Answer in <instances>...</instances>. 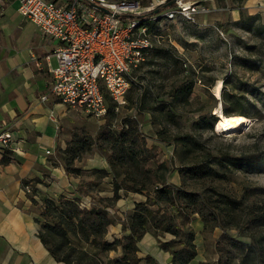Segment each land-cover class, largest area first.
I'll return each mask as SVG.
<instances>
[{"label":"rangeland","instance_id":"rangeland-1","mask_svg":"<svg viewBox=\"0 0 264 264\" xmlns=\"http://www.w3.org/2000/svg\"><path fill=\"white\" fill-rule=\"evenodd\" d=\"M151 1L157 0H139L144 6ZM181 1L197 3L198 11L189 19L183 16L168 19L164 13L169 7L161 14L151 16L148 26L151 29L152 49L131 75L133 82L130 84L129 96H135V88L142 85L145 100L151 106L150 112L137 113L128 101L126 106L117 111L110 125L111 129L116 130L121 118L134 117L155 159L170 164L168 181L174 185L182 182L176 168L177 155L173 143L157 138L156 133L160 129H165L166 133H192L203 141L208 151L218 156H250L264 151V0ZM169 2L168 6L175 5L174 0H165L163 4ZM158 7L161 6L152 9L157 11ZM187 80L193 81L188 100H172L173 88L183 85ZM217 83H220L218 95L214 88ZM224 91L230 94V99L232 96L239 98L238 102H226L225 105L222 97ZM225 106L231 112L241 109L247 114L248 123L241 130L223 132L218 126L216 128L214 122L218 120V112L223 113ZM165 110L173 111L174 122L163 118L162 111ZM71 122L68 128H63V132L70 137L69 141L77 132L92 139V143L73 162L75 167L80 168L78 173L71 172L77 176L76 191L79 196L73 197L69 191L63 190L56 193L53 199L64 195L69 199L77 198L81 207L104 205L112 221L105 239L112 241L123 234V230L116 229L128 221L134 203L144 200V195L122 187L118 190L119 197L112 199L113 182H119L121 175L114 178L109 170L108 146L93 140L104 123V117L96 118L74 109ZM148 164L155 165L151 160ZM225 165L222 169L226 171V176L211 181L217 191L240 198L245 206L253 201L260 203L264 200V196L257 192H251L244 198L242 194L244 187L264 188L263 163L246 166L226 162ZM97 168H105L108 174L98 179L99 175L94 172ZM189 185L203 187L196 181H190ZM32 195L33 192L27 194L31 201L35 198ZM188 224L194 231L196 248V255L188 264H215L214 241L220 229L203 228L197 214L191 216ZM228 233L249 241L247 237L240 236L235 228L229 229ZM67 235L75 246L94 251L89 245L80 243L71 231ZM168 238V233L152 229L145 233L137 242V254L141 257L139 264H146V255L153 257V264H171L170 254L159 246V242ZM117 254L116 249L98 253L97 256L106 262Z\"/></svg>","mask_w":264,"mask_h":264},{"label":"trees","instance_id":"trees-1","mask_svg":"<svg viewBox=\"0 0 264 264\" xmlns=\"http://www.w3.org/2000/svg\"><path fill=\"white\" fill-rule=\"evenodd\" d=\"M169 7L172 6H161L157 11L152 9L137 17L142 20V24L148 26L151 22L149 17L161 14ZM151 49L146 53L145 59ZM192 82L187 80L183 85L173 88L172 100L187 101ZM225 83L224 80V85ZM130 91L131 89L127 94L126 105L130 101L135 112H150L151 106L145 100L142 85L135 88V96H129ZM105 97L107 114L93 140L108 146L109 170L114 178L121 175L119 182H113L112 199L119 197L118 190L123 187L130 192L143 194L144 200L135 202L128 221L121 223L123 234L108 241L105 234L112 221L104 205L81 207L77 198L69 199L64 195L57 196L55 200L44 199V206L39 212V234L49 253L65 264H139L141 257L137 254V242L152 229L170 235L167 240L159 242V246L170 254L171 264H188L196 255L194 231L188 223L191 216L197 214L203 228L220 229L214 241L215 264H264V200L260 203L253 201L245 206L240 198L217 191L211 183L226 176V171L222 169L223 165L227 166L226 162L246 166L263 163L264 166V151L250 156H218L208 151L203 141L192 133H166L165 129H160L156 133L157 138L173 143L175 147L178 160L176 168L182 182L174 185L168 181L170 164L155 159L134 117L121 118L118 129L110 128L120 108L115 110L111 99L106 94ZM222 97L225 105L226 102L235 103L239 99L236 96L230 99L227 91L222 93ZM223 114L247 115L241 109L231 112L226 106ZM173 115L171 110L162 111L164 119L174 122ZM214 123L217 128L219 121ZM91 143L92 139L86 135L74 133V138L61 150L67 172L80 171L73 162ZM150 160L154 162V166L148 164ZM214 163L219 167H215ZM94 170L99 175L98 179L108 174L105 168ZM190 181H196L203 187L189 185ZM251 192L264 196V188L244 187L243 198ZM231 228L237 229L240 236L247 237L249 241L230 235L228 230ZM68 231L80 243L89 245L94 251L89 252L72 244ZM116 249L118 254L108 258L106 262L97 256L98 253ZM144 260L146 264L154 263L150 255H146Z\"/></svg>","mask_w":264,"mask_h":264},{"label":"crops","instance_id":"crops-1","mask_svg":"<svg viewBox=\"0 0 264 264\" xmlns=\"http://www.w3.org/2000/svg\"><path fill=\"white\" fill-rule=\"evenodd\" d=\"M18 3L0 0V132H11L0 150V264H65L42 242L39 212L44 199L60 191L79 196L77 176L65 170L61 151L75 108L49 91L59 41L21 15Z\"/></svg>","mask_w":264,"mask_h":264},{"label":"built area","instance_id":"built-area-1","mask_svg":"<svg viewBox=\"0 0 264 264\" xmlns=\"http://www.w3.org/2000/svg\"><path fill=\"white\" fill-rule=\"evenodd\" d=\"M164 1L144 6L138 0H19L17 10L60 43L57 63L49 69L50 93L65 105L102 118L107 113L104 92L115 110L126 105L131 75L152 48L150 29L137 16ZM174 4L164 13L168 19H189L199 8L188 1ZM10 141L11 132L1 131L0 150ZM23 190L32 193L29 184Z\"/></svg>","mask_w":264,"mask_h":264},{"label":"bare ground","instance_id":"bare-ground-1","mask_svg":"<svg viewBox=\"0 0 264 264\" xmlns=\"http://www.w3.org/2000/svg\"><path fill=\"white\" fill-rule=\"evenodd\" d=\"M218 95L220 83L214 87ZM220 93V92H219ZM218 129L223 132H234L241 130L247 123L248 118L244 115H224L221 111L218 112Z\"/></svg>","mask_w":264,"mask_h":264},{"label":"water","instance_id":"water-1","mask_svg":"<svg viewBox=\"0 0 264 264\" xmlns=\"http://www.w3.org/2000/svg\"><path fill=\"white\" fill-rule=\"evenodd\" d=\"M171 2V1H170ZM170 2L169 3H162L160 6H167V5H169L170 4ZM100 10H102V11H104V12H106L107 10L105 9V8H99ZM158 9H159V7H158ZM157 9V10H158ZM215 121H217V119L215 120Z\"/></svg>","mask_w":264,"mask_h":264}]
</instances>
